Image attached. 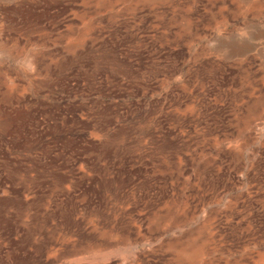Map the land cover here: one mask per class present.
I'll return each mask as SVG.
<instances>
[{"label":"rangeland","instance_id":"rangeland-1","mask_svg":"<svg viewBox=\"0 0 264 264\" xmlns=\"http://www.w3.org/2000/svg\"><path fill=\"white\" fill-rule=\"evenodd\" d=\"M255 22L0 0V264H264V64L230 40Z\"/></svg>","mask_w":264,"mask_h":264},{"label":"crops","instance_id":"crops-1","mask_svg":"<svg viewBox=\"0 0 264 264\" xmlns=\"http://www.w3.org/2000/svg\"><path fill=\"white\" fill-rule=\"evenodd\" d=\"M247 35L237 33L236 36L230 39L232 42L238 44L236 48H242L243 51L239 52L241 55H259L260 61L264 64V23L255 22L248 25ZM260 30V31H258ZM261 34V37H259ZM231 50L233 48H230Z\"/></svg>","mask_w":264,"mask_h":264}]
</instances>
